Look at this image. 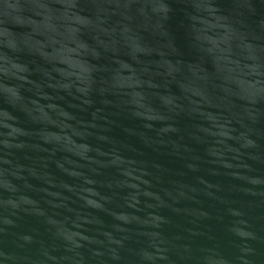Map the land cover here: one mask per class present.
Returning a JSON list of instances; mask_svg holds the SVG:
<instances>
[{
    "label": "water",
    "instance_id": "1",
    "mask_svg": "<svg viewBox=\"0 0 264 264\" xmlns=\"http://www.w3.org/2000/svg\"><path fill=\"white\" fill-rule=\"evenodd\" d=\"M0 264H264V0H0Z\"/></svg>",
    "mask_w": 264,
    "mask_h": 264
}]
</instances>
